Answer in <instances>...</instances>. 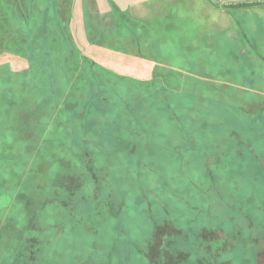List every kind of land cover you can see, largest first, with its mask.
Masks as SVG:
<instances>
[{
  "label": "rangeland",
  "instance_id": "rangeland-1",
  "mask_svg": "<svg viewBox=\"0 0 264 264\" xmlns=\"http://www.w3.org/2000/svg\"><path fill=\"white\" fill-rule=\"evenodd\" d=\"M33 1L7 33L38 84L0 54V264H264V0Z\"/></svg>",
  "mask_w": 264,
  "mask_h": 264
},
{
  "label": "crops",
  "instance_id": "crops-1",
  "mask_svg": "<svg viewBox=\"0 0 264 264\" xmlns=\"http://www.w3.org/2000/svg\"><path fill=\"white\" fill-rule=\"evenodd\" d=\"M27 6L25 7V9L20 8V5L25 4L24 0H0V54L5 55V53L13 55V57H15V60L13 61V64L11 65L12 67L9 68H16V71H19L22 73V71H27L30 70V73L33 75V80L35 83L38 84V68L40 67V69L42 68L44 70V67H46L47 64H45L44 62L41 61V63L38 62V60L35 59H31L33 56L30 55V46H34V43H30V45H26L25 42H23V40L21 39V37H19L20 35L16 34V35H8L7 30L10 26L11 23V18L13 16V13H17L20 12V17H21V21L23 20H31L33 17V12L36 9V7H34V1L33 0H26ZM4 4V5H3ZM29 5V6H28ZM39 8V7H38ZM43 10V9H42ZM40 13H44V11L42 12H38L36 14H40ZM42 17L44 18V14L42 15ZM45 17H46V13H45ZM45 19L48 20V17H46ZM33 20V19H32ZM47 20L45 21L47 23ZM2 30V31H1ZM39 31V30H38ZM41 32V31H39ZM38 32V34H39ZM45 33V28L43 27V30L41 32L42 36ZM45 39V38H44ZM43 39V40H44ZM111 52V51H110ZM112 53V52H111ZM17 57V59H16ZM34 58V57H33ZM23 59V60H22ZM6 62L5 63H1L0 64V69L1 67H5L6 68ZM41 69V70H42ZM47 69V67H46ZM1 71V70H0ZM73 80L75 81V79L73 78ZM76 84V83H75ZM51 90L53 91V85H51ZM73 95V97L76 98V103L75 105L71 104V101L69 102V98L70 95ZM52 98L55 97V95L52 93ZM87 93L84 94L83 90L80 91L76 88V86L74 87V84L71 80L70 83H68V91H67V95L65 94V97L63 99V101H65L63 103V105L65 106L64 109L66 110H71V115L69 119L75 120L78 118L81 110H84V107L82 108V104H83V97H86ZM50 95H48L49 97ZM71 105L74 107H71ZM76 107H78V110L76 109ZM73 112H75V115L73 114ZM78 114V115H77ZM57 116L55 119V122H53V124L50 126L48 132L50 133V136L47 137V145H57L58 142H60V140L62 139V135L59 137L57 130L60 129L61 131H64L66 133H69L68 135H70L69 137L71 138L72 134H71V130H72V126L68 125V124H59L57 123ZM53 132V133H52ZM67 135V136H68ZM66 136V137H67ZM46 139V138H44ZM62 143L63 140L61 141ZM69 141H67L68 143ZM45 142L43 140H40L39 144L36 145V147H44V145H46Z\"/></svg>",
  "mask_w": 264,
  "mask_h": 264
},
{
  "label": "trees",
  "instance_id": "trees-1",
  "mask_svg": "<svg viewBox=\"0 0 264 264\" xmlns=\"http://www.w3.org/2000/svg\"><path fill=\"white\" fill-rule=\"evenodd\" d=\"M248 50L250 51V53H249V54H246V55H247L246 57H247L248 59L253 60V58H252L253 56L251 55V51H252V50H250V49H248ZM246 51H247V50H246ZM244 52H245V50H244ZM255 65H256V64H255ZM254 68H257V66H255ZM259 118H260V120H261V121H260V120H259V121H260L261 123L264 124V117H263V116H260ZM252 119H253V118H252ZM253 120H254V119H253ZM258 134H259L262 138H264V125H263L262 129L260 130V132H259ZM261 150H263V149H261ZM261 150H260V151H261ZM263 151H264V150H263ZM263 153H264V152L259 153V154H263ZM1 188H2V187H1ZM15 191H16V193H14V194H17L18 191H17V190H15ZM29 237H30V235L27 236L26 239H27V238L30 239ZM26 239H25V241L28 242V240H26ZM27 246H28V245H27ZM27 246L25 245L26 248H27ZM25 247H24V248L22 247V249L19 250L16 254H17V255H22V254H23V251H24V249H25ZM16 262H17V260L14 261V264H15Z\"/></svg>",
  "mask_w": 264,
  "mask_h": 264
}]
</instances>
